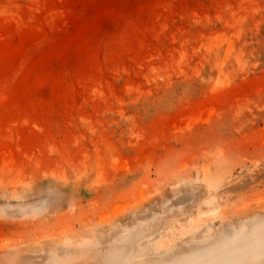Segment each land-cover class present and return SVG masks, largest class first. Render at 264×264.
Instances as JSON below:
<instances>
[{
	"label": "rangeland",
	"instance_id": "374dc122",
	"mask_svg": "<svg viewBox=\"0 0 264 264\" xmlns=\"http://www.w3.org/2000/svg\"><path fill=\"white\" fill-rule=\"evenodd\" d=\"M0 264H264V0H0Z\"/></svg>",
	"mask_w": 264,
	"mask_h": 264
},
{
	"label": "water",
	"instance_id": "95a60500",
	"mask_svg": "<svg viewBox=\"0 0 264 264\" xmlns=\"http://www.w3.org/2000/svg\"><path fill=\"white\" fill-rule=\"evenodd\" d=\"M4 216L8 218H22L24 217V214H22L21 212H18L17 210H9L4 213Z\"/></svg>",
	"mask_w": 264,
	"mask_h": 264
}]
</instances>
